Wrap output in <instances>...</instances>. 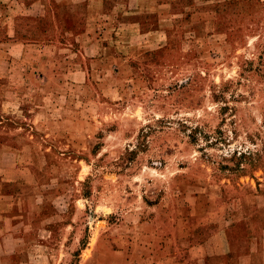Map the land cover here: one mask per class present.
<instances>
[{"label":"rangeland","instance_id":"rangeland-1","mask_svg":"<svg viewBox=\"0 0 264 264\" xmlns=\"http://www.w3.org/2000/svg\"><path fill=\"white\" fill-rule=\"evenodd\" d=\"M58 7L30 44L0 16V163L28 209L8 242L34 264L264 263V0Z\"/></svg>","mask_w":264,"mask_h":264},{"label":"crops","instance_id":"crops-1","mask_svg":"<svg viewBox=\"0 0 264 264\" xmlns=\"http://www.w3.org/2000/svg\"><path fill=\"white\" fill-rule=\"evenodd\" d=\"M76 0H0V16L4 23L12 24L11 33L16 34V20L17 18L20 21V36L24 38L26 44H30L28 38L30 37H44L46 35H55L60 34V29L58 28V20L60 19V7L62 3L71 4ZM50 21L53 24H50ZM46 24V26H42ZM70 29L67 30L69 35ZM25 36V37H22ZM60 43V41H57ZM69 44V42H67ZM8 171L7 164L6 166L0 163V264H34V262H39V259L35 258L38 256L34 252L31 258L32 262H29L28 248H22L20 245L19 249L14 248L11 243L8 241L12 240L14 237L21 238L25 234V227L28 225V222L25 220V216L28 214V209L26 207H21V205L16 206L15 201L12 195L5 189V184H9L13 181L11 174ZM3 185V186H2ZM30 222L29 224H31ZM197 237V236H196ZM189 239L186 238V241ZM195 243H198L196 239ZM237 243V241H235ZM197 248V247H196ZM260 249L264 251V234L261 240ZM215 252H213L214 254ZM243 252L237 251V263H240ZM255 255L252 250H249L246 256H244L242 264H254L253 256ZM42 256V255H41ZM40 256V257H41ZM150 260L148 258H141L138 264H146L147 261L149 264L152 263L151 256ZM195 259L199 257L198 252L195 253ZM197 262V261H196ZM236 262H234L235 264ZM264 264V263H261Z\"/></svg>","mask_w":264,"mask_h":264}]
</instances>
